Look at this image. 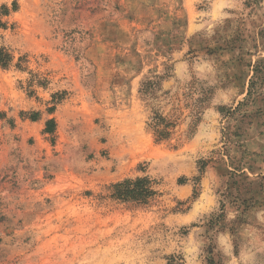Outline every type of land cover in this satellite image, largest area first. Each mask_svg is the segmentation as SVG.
Here are the masks:
<instances>
[{"label": "rangeland", "instance_id": "rangeland-1", "mask_svg": "<svg viewBox=\"0 0 264 264\" xmlns=\"http://www.w3.org/2000/svg\"><path fill=\"white\" fill-rule=\"evenodd\" d=\"M0 47V264H264V0H0Z\"/></svg>", "mask_w": 264, "mask_h": 264}, {"label": "trees", "instance_id": "trees-1", "mask_svg": "<svg viewBox=\"0 0 264 264\" xmlns=\"http://www.w3.org/2000/svg\"><path fill=\"white\" fill-rule=\"evenodd\" d=\"M12 60L9 52L4 48L0 47V64L3 66H9ZM158 127V124H155ZM155 133L159 137H163L165 134L160 129H155ZM158 137V138H159ZM113 196L126 201H134L138 203H148L149 199L154 195L148 179L138 178L136 180L127 179L123 182L112 186Z\"/></svg>", "mask_w": 264, "mask_h": 264}]
</instances>
